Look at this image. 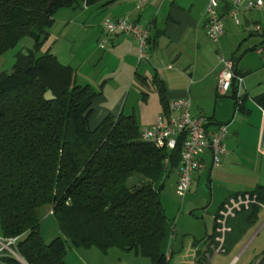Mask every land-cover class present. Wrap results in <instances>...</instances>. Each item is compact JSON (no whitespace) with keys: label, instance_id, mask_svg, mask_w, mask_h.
Instances as JSON below:
<instances>
[{"label":"trees","instance_id":"obj_1","mask_svg":"<svg viewBox=\"0 0 264 264\" xmlns=\"http://www.w3.org/2000/svg\"><path fill=\"white\" fill-rule=\"evenodd\" d=\"M99 1L105 5L111 0H54L48 8V0H0V54L22 36L32 39L26 53L14 56L10 71L0 72V234L18 236L17 250L25 264H66L65 239L75 247H94L102 253L109 248L131 250L151 264H167V218L160 191L164 174L177 167L180 144L167 150L140 141L132 112L108 113L89 128L91 102L99 91L77 84L71 68L53 54H36L56 8L75 9ZM150 42L148 35L147 47ZM151 80L165 112L161 81L154 75ZM46 90L52 100L43 98ZM231 97L233 109L245 98L237 104ZM252 100L264 109V92ZM244 193L256 203L226 220L224 252L264 205L260 185L228 197ZM44 205L50 206L64 239L42 240L38 211ZM215 226L213 218L197 264L202 253L209 252ZM254 264H264V251Z\"/></svg>","mask_w":264,"mask_h":264},{"label":"crops","instance_id":"obj_2","mask_svg":"<svg viewBox=\"0 0 264 264\" xmlns=\"http://www.w3.org/2000/svg\"><path fill=\"white\" fill-rule=\"evenodd\" d=\"M104 2L100 6L107 18H125L147 27L151 42L147 47L148 59L140 61L137 42L127 33L107 36L103 47L98 45V48L104 51L101 58L110 56L113 65L108 70L103 67L104 71L97 76L96 81L99 78L103 82L110 81L111 86L115 87V92L104 93L106 84L101 90H97L99 94L91 102L89 128L95 127L108 113L115 116L121 111L124 114L127 94L132 86H147L158 108V111L155 110L148 117L138 115L137 118L132 110L136 120L138 119V125L142 127L153 123L161 112L158 92L151 80L153 75L161 81L162 98L165 103L186 97L189 99V108H192V112L189 110L190 116L202 115L208 118L209 130L218 124L226 125L227 132L223 139L225 152L220 162L212 165L209 152L206 150L200 156L203 167L192 174V180H195L197 188L198 185L199 187L206 185L209 189L207 205H203L204 200L199 203L205 215L201 218L191 213L171 216L172 223L166 214V206L161 203L167 218L164 241L166 252L169 254L167 260L175 258L176 261L182 262V256L187 258L191 251L190 247H195L197 249L194 251L193 264H197V259L209 241L208 236L213 230V217L220 203L236 192L251 190L256 185L264 187V152L258 146L264 109L252 100L257 93L249 99L251 101L249 104L246 100L241 102L237 109L232 107L230 115L224 114L217 107L206 112L207 114L203 113L202 99L211 93L214 94L213 100L218 96L215 91L218 68L216 58L207 51L200 52L197 42L198 34L204 33L202 23L206 0H154L141 7H137L136 0H111L105 5ZM103 36L100 28L98 44ZM189 41L190 46L187 49ZM234 61L237 74L243 79V87L239 91L241 100L247 95L244 80L248 71L240 68L235 59ZM141 62L142 66L138 70ZM135 71L139 77H135ZM85 81L83 84H88V80ZM146 98L142 93L140 99L145 101ZM137 101L139 100H134L130 107H137ZM171 171L175 184L176 168L167 171L166 174ZM187 197L190 198V194ZM199 246H202L201 251H198ZM176 251L179 252L173 255ZM140 257L131 250L109 248L102 253L94 247H81V264H147L140 261ZM65 258L66 253L64 261L68 264Z\"/></svg>","mask_w":264,"mask_h":264},{"label":"rangeland","instance_id":"obj_3","mask_svg":"<svg viewBox=\"0 0 264 264\" xmlns=\"http://www.w3.org/2000/svg\"><path fill=\"white\" fill-rule=\"evenodd\" d=\"M102 2L99 1L89 6L79 5L75 9L65 7L56 8L53 12V22L47 30V36L36 54H41L44 51L53 54L59 63L71 68L77 84L85 83L86 79L88 80L89 86L95 91L101 90L104 84H106L104 93L113 94L115 87L111 86L112 83L110 81L105 80L103 82L100 78L96 81L97 76L104 71L103 67L108 70L113 65L110 56L101 58L104 51L98 48L97 43L101 22L108 17L104 14V10L100 6ZM261 2L262 6L260 10L238 13L239 25H235L229 17L225 16L222 19L224 32L216 43L211 42L203 32L198 34L197 37L200 52L207 51L213 58H216V62L218 55L223 58L231 57L237 61V65L240 68L248 71L244 80L248 95H246L244 101L246 102L248 100V104L251 102L249 99L253 95L264 92V61H262L260 55L255 51L256 47L264 46V0H261ZM254 25H258L260 28L257 32L253 31ZM190 41L187 44V49H189ZM31 45L32 39L29 36H22L13 47L1 53L0 72H9L14 61V56L18 52L26 53L27 49L31 48ZM141 66L142 62L138 70H140ZM147 89V86H132L129 94H127V100L123 110L124 114L130 113L133 110L137 118L138 115L148 117L155 110L158 111L154 98L151 95L152 93ZM142 93L147 97L145 101L140 99ZM213 95L211 93L208 97L202 99L203 113L217 107L224 114L229 113L228 115H230L232 112L231 94L218 95L215 100H213ZM134 100L139 101L136 103L137 107H132V109L130 105L134 103ZM189 110L192 112V108H189ZM173 177L174 174L172 171L164 174L163 187L160 191V201L167 208L166 214H168L169 220L173 223L171 216L180 214L188 215L191 213L198 218L205 215L199 203L204 200L203 205H207L209 201L208 186L203 185L199 187L198 185L197 188L195 180H192L188 191L182 197H179L174 192ZM131 182L132 179H129L128 185ZM187 193L190 194V198L187 197ZM226 208L229 209L228 206ZM49 209V205H44L38 211L40 217L38 231L45 243L55 236H60L64 239ZM210 224L211 220H209V226ZM190 248L191 251L188 257L182 256V262H178L173 258L167 260V264H193V255L197 248ZM164 249L166 252V245ZM201 250L202 246H199L198 251ZM263 251L264 205L259 208L256 218L240 238L225 252L213 253L210 257V263L254 264ZM178 252H174L173 255ZM65 253V260L68 264H81V247L73 246L67 239H65ZM166 254L169 255L168 252ZM139 259L143 263L150 264L147 258L140 257Z\"/></svg>","mask_w":264,"mask_h":264},{"label":"built area","instance_id":"obj_4","mask_svg":"<svg viewBox=\"0 0 264 264\" xmlns=\"http://www.w3.org/2000/svg\"><path fill=\"white\" fill-rule=\"evenodd\" d=\"M149 1L154 0H136L137 7H141ZM261 6V0H206L202 23L205 36L211 42L216 43L223 34L222 19L225 16L237 25L239 24L238 13L260 10ZM100 28L104 36L98 44L99 47H103L107 36L127 33L137 42L138 60L148 59L146 50L149 31L147 27L125 18H107L101 22ZM259 29L258 25H254L253 31L257 32ZM255 51L264 61V46L256 47ZM217 66L216 94L219 96L231 94L239 104V91L243 87V79L237 74L234 59L218 55ZM166 104V111L160 112L153 123L139 128L138 138L140 141L167 150L173 149L177 143L180 144L174 192L177 196L182 197L191 184L193 172L203 167L200 156L204 151L209 152L212 165H217L220 162V158L225 152L223 139L227 132L226 125L218 124L214 126V129L209 130L208 118L202 115L190 116L189 99L186 97L170 100ZM262 116L264 117V111H262ZM166 163L167 159L165 158L164 164ZM250 203H256V201L253 196H249L247 193L236 194L224 200L213 217L216 234L213 237V242L208 245L209 252L202 253L201 264H211L210 257L213 253L224 252V234L229 231L226 220L241 208H247ZM17 240L18 236L0 237V264H12L11 261L25 264L18 253ZM165 258H168L167 254H165Z\"/></svg>","mask_w":264,"mask_h":264},{"label":"water","instance_id":"obj_5","mask_svg":"<svg viewBox=\"0 0 264 264\" xmlns=\"http://www.w3.org/2000/svg\"><path fill=\"white\" fill-rule=\"evenodd\" d=\"M53 2H54V0H48L46 7L47 8L50 7V5H52ZM43 98L45 100H52L53 96L49 90H46L43 93ZM258 146H259V149L264 152V119L262 120V124H261L259 145Z\"/></svg>","mask_w":264,"mask_h":264}]
</instances>
